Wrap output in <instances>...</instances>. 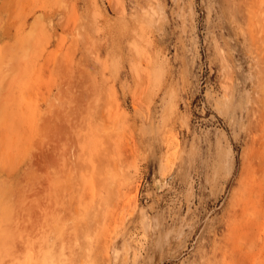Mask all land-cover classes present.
Segmentation results:
<instances>
[{"label":"rangeland","instance_id":"374dc122","mask_svg":"<svg viewBox=\"0 0 264 264\" xmlns=\"http://www.w3.org/2000/svg\"><path fill=\"white\" fill-rule=\"evenodd\" d=\"M0 264H264V0H0Z\"/></svg>","mask_w":264,"mask_h":264},{"label":"bare ground","instance_id":"6f19581e","mask_svg":"<svg viewBox=\"0 0 264 264\" xmlns=\"http://www.w3.org/2000/svg\"><path fill=\"white\" fill-rule=\"evenodd\" d=\"M9 98H11V97H9Z\"/></svg>","mask_w":264,"mask_h":264}]
</instances>
